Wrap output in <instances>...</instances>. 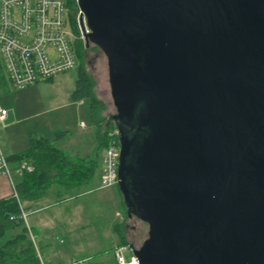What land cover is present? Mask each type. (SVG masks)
<instances>
[{
  "label": "water",
  "instance_id": "water-1",
  "mask_svg": "<svg viewBox=\"0 0 264 264\" xmlns=\"http://www.w3.org/2000/svg\"><path fill=\"white\" fill-rule=\"evenodd\" d=\"M107 57L140 264H264V0H79Z\"/></svg>",
  "mask_w": 264,
  "mask_h": 264
},
{
  "label": "rangeland",
  "instance_id": "rangeland-1",
  "mask_svg": "<svg viewBox=\"0 0 264 264\" xmlns=\"http://www.w3.org/2000/svg\"><path fill=\"white\" fill-rule=\"evenodd\" d=\"M77 26L78 23L72 28L75 36H78ZM84 62L94 81L97 97L107 107L104 116L110 118L117 111L112 98L107 57L100 48L90 43L84 51ZM78 76L79 64L75 69L51 81L41 82L23 91L6 93L0 103L9 109L14 118L28 120L23 126L32 130L35 138H52L56 133L66 132L69 135L67 140L54 142L57 148L71 156L76 153L82 157L93 154L94 147L89 143L95 141V128L89 102L78 103L72 100ZM83 130L88 135L81 148L76 145L75 139ZM99 183L97 173L90 184L78 190L76 196L68 195L70 199L43 208L37 216L30 213V224H33L35 218L45 223L46 216H51L52 212L57 216V219H53L54 223L45 225L52 229L47 231L43 226L35 231L41 238L39 250L44 264H75L80 261H86V264H116L114 252L120 245V238L115 228L119 225L123 226L129 245L136 249L148 238L147 224L135 217L125 220L127 208L118 185L99 190ZM67 206L71 208L69 213L65 211Z\"/></svg>",
  "mask_w": 264,
  "mask_h": 264
},
{
  "label": "built area",
  "instance_id": "built-area-1",
  "mask_svg": "<svg viewBox=\"0 0 264 264\" xmlns=\"http://www.w3.org/2000/svg\"><path fill=\"white\" fill-rule=\"evenodd\" d=\"M71 1L78 6L75 18L80 36H75L72 31ZM81 14L79 0H0V63L13 88L23 90L33 87L78 66L74 45L77 40L84 39ZM7 115L8 111L0 105V122ZM117 134L118 131L112 136ZM120 157V143L112 140L101 154L99 190L118 185ZM18 169L19 172H34L33 166L26 160L20 162ZM0 171L11 179L10 163L1 148ZM19 204L21 218L35 242L28 224L29 212L24 210L20 201ZM114 257L116 264H140L131 245L117 246ZM75 264H86V261Z\"/></svg>",
  "mask_w": 264,
  "mask_h": 264
},
{
  "label": "trees",
  "instance_id": "trees-1",
  "mask_svg": "<svg viewBox=\"0 0 264 264\" xmlns=\"http://www.w3.org/2000/svg\"><path fill=\"white\" fill-rule=\"evenodd\" d=\"M70 5L72 24L75 27L78 6L73 1ZM77 33L78 36L81 35L79 29ZM86 47L84 39L77 40L74 45L79 62V76L72 100L78 103L89 102L95 128L94 157L90 160L72 159L64 151L58 149L54 142L67 139L69 135L66 132L56 133L53 141L45 137L33 138L28 150L8 157L12 165H18L24 160L28 161L33 166L34 172H21V179L14 186L13 197L0 200V264H42L41 252L38 253V248L40 249L38 237L31 229L37 239L35 238L34 242L30 238V230L21 218L19 201L21 203L38 202L46 198L53 187L62 190V194L60 192L62 197L76 196L79 189L94 180L100 168L102 151L112 140L120 143L119 123L114 121L109 123V118L104 116L107 107L97 97L94 81L87 72L84 62ZM116 131L118 134L112 136ZM129 218L126 212L125 220ZM115 229L120 238V245H129L123 226H116Z\"/></svg>",
  "mask_w": 264,
  "mask_h": 264
},
{
  "label": "crops",
  "instance_id": "crops-1",
  "mask_svg": "<svg viewBox=\"0 0 264 264\" xmlns=\"http://www.w3.org/2000/svg\"><path fill=\"white\" fill-rule=\"evenodd\" d=\"M13 90L16 92V91H23L26 89L17 90L15 88H13L12 85L10 84L9 80H8L7 74H6L2 64L0 63V101H1V98L6 93L10 94L11 91H13ZM7 97L8 96H6V98ZM0 105H1V103H0ZM4 108L8 111V115H7V118L3 122H0V148L3 150L6 157L8 158L9 156H13V155H16V154H19V153H22V152L28 150L30 147V144H31V140L33 138H35V135H34L35 133H33L32 130L24 128L23 125L28 120H26L25 118H14V115L13 116L10 115L9 109L7 107H4ZM81 124H83V127L86 129V125L83 122ZM83 131L84 132L82 134H79L77 136V138L75 139L76 145H79L81 148H83V145H85L82 143L88 135L85 132V130H83ZM94 135H95V132H94ZM53 137L52 138L45 137V138H48L51 141H53L54 140ZM36 138H44V137H42V136L37 137L36 136ZM71 139H73V137ZM65 140H67V139H65ZM65 140H63V141H65ZM59 142H62V141H59ZM89 145L94 147L92 150L93 154L91 153V154L86 155L84 157H82L79 153H76L75 155L71 156L66 151H64L62 149H60V150L64 151L72 159H89L90 160L94 157L96 139H95V141L94 140L91 141V143H89ZM19 164L18 165L10 164V167L12 170L11 179L9 177H7L6 175H4L0 171V200L13 197V195L15 193V189H14L15 183L21 179V172H19V169H18ZM98 173H99V181H100L101 159H100V168H99ZM61 191L62 190L60 188L53 187L49 191L46 198H44L38 202H24V203H22L23 208H24V210L29 212V215L31 213L32 215L37 216L38 214H40L42 212L43 208L49 207L52 204H60V203L64 202L65 200L70 199V197L68 195L62 197L60 195ZM61 194H62V192H61ZM56 211H60V210L56 209ZM65 211L67 213H69L71 211V208L67 206ZM58 217H60V216L58 215ZM53 219H57V216L55 217V212H52L51 216L50 215L46 216V222L45 223L39 221L40 219L35 218V221L33 222V224H30L29 220H28V224H29V227L33 230V232L37 235V232H35L37 228L40 229V228H43V226H44V228H43L44 230L48 231V230L52 229L51 227H47L45 225L54 223L55 221ZM37 237H38L39 242L41 243V238L38 235H37ZM37 237H35V238L37 239Z\"/></svg>",
  "mask_w": 264,
  "mask_h": 264
},
{
  "label": "flooded vegetation",
  "instance_id": "flooded-vegetation-1",
  "mask_svg": "<svg viewBox=\"0 0 264 264\" xmlns=\"http://www.w3.org/2000/svg\"><path fill=\"white\" fill-rule=\"evenodd\" d=\"M116 122V121H115ZM116 123H121L120 121L119 122H116Z\"/></svg>",
  "mask_w": 264,
  "mask_h": 264
}]
</instances>
